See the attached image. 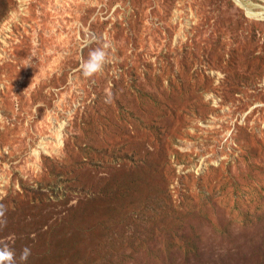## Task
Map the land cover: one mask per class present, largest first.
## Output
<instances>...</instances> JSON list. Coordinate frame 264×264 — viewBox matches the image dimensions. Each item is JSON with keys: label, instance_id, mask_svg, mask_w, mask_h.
Masks as SVG:
<instances>
[{"label": "rangeland", "instance_id": "obj_1", "mask_svg": "<svg viewBox=\"0 0 264 264\" xmlns=\"http://www.w3.org/2000/svg\"><path fill=\"white\" fill-rule=\"evenodd\" d=\"M0 211L15 264H264V0H0Z\"/></svg>", "mask_w": 264, "mask_h": 264}, {"label": "clouds", "instance_id": "obj_2", "mask_svg": "<svg viewBox=\"0 0 264 264\" xmlns=\"http://www.w3.org/2000/svg\"><path fill=\"white\" fill-rule=\"evenodd\" d=\"M107 62V53L103 48H97L89 52L88 58L82 62L83 74L86 77H91L94 74L101 72ZM0 216H3V211H0ZM31 250L27 247L23 248L20 253V261H26ZM16 254L14 250L7 245L0 247V264H15Z\"/></svg>", "mask_w": 264, "mask_h": 264}]
</instances>
